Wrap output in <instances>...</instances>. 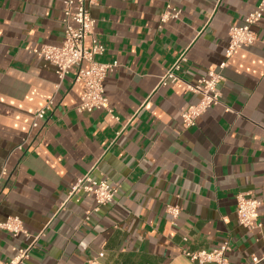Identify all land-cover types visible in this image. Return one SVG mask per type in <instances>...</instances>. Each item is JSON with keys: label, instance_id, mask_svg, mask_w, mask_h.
I'll return each instance as SVG.
<instances>
[{"label": "crops", "instance_id": "0c3cea01", "mask_svg": "<svg viewBox=\"0 0 264 264\" xmlns=\"http://www.w3.org/2000/svg\"><path fill=\"white\" fill-rule=\"evenodd\" d=\"M259 2L90 5L92 36L105 47L94 58L117 62L103 83L115 119L104 109L77 111L75 67L59 79L32 52L61 44L63 0H0V221L16 215L30 234L0 229V264L35 236L26 264H195L183 249L225 240L230 264L264 253V11L251 27L257 40L226 55L229 28ZM167 5L179 14L162 21ZM183 52L181 80L160 84ZM208 70L224 77L220 102L183 127L181 109L198 98L185 82ZM50 99L33 127L34 111ZM88 172L117 186L111 203L96 207L82 191L67 198ZM240 193L261 201L260 229L238 223ZM168 205L180 208L175 219Z\"/></svg>", "mask_w": 264, "mask_h": 264}, {"label": "built area", "instance_id": "2783aa9c", "mask_svg": "<svg viewBox=\"0 0 264 264\" xmlns=\"http://www.w3.org/2000/svg\"><path fill=\"white\" fill-rule=\"evenodd\" d=\"M97 0H63V22L64 34L63 40L59 45L42 44L33 49V53L39 59L52 65L59 79H62L68 73L71 67H75V80L81 83L82 90L79 104L76 110L79 112L91 111L93 109H104L112 114L109 100L104 92V80L107 74L117 66V62H99L95 60L96 55L104 52V45L92 36L94 19L89 12V6ZM264 11V0H260L257 7L249 12L244 18L243 23L232 25L228 30L227 57L236 48L251 45L257 40L252 25L256 24L262 18ZM179 9L167 5L166 10L161 16L162 21L169 18L178 17ZM91 35V44H85V38ZM185 60V53H181L173 62L171 67L160 78V84H166L167 81L175 82L181 80L175 70L179 69V64ZM226 61L219 64L223 68ZM224 80L222 73L218 70H208L205 75L199 77L196 82H185L186 90L197 95L195 103H187L180 111L183 127L194 126L197 117L203 114L209 107L220 102L221 92L218 85ZM52 100H48L45 105L34 111L32 126L36 127L40 122L45 121L46 111L50 108ZM115 118V116L111 115ZM5 173L3 169L1 174ZM82 191L85 195L91 196L96 207L109 204L113 201L117 192V186L112 185L105 178H93L90 173L84 174L78 178L71 186L67 198ZM261 201L254 196L240 193L236 196L235 213L240 225L247 229H260L262 224L259 220L258 208ZM166 211L175 219L180 208L178 206L168 205ZM0 229L7 231L12 236L22 235L25 240L30 238V234L23 226L22 220L16 215H10L5 220L0 221ZM37 236L31 238L24 246H15L14 255L1 264H26L30 251L36 242ZM186 241V237H183ZM230 243L225 240L218 247L203 248L191 250L185 248L182 254L195 264H230L228 251ZM103 256V252L98 254ZM264 260V253L260 256L251 255L245 264H258ZM91 264H97L96 260L90 261Z\"/></svg>", "mask_w": 264, "mask_h": 264}]
</instances>
